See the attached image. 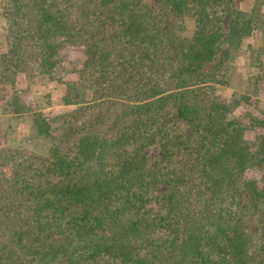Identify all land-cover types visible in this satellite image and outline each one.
I'll use <instances>...</instances> for the list:
<instances>
[{"label":"trees","instance_id":"obj_1","mask_svg":"<svg viewBox=\"0 0 264 264\" xmlns=\"http://www.w3.org/2000/svg\"><path fill=\"white\" fill-rule=\"evenodd\" d=\"M0 14L7 79L51 75L63 42L85 52L59 123L30 108L46 150L0 145V264H264V114L242 124L217 93L239 60L264 87V0H0Z\"/></svg>","mask_w":264,"mask_h":264},{"label":"rangeland","instance_id":"obj_2","mask_svg":"<svg viewBox=\"0 0 264 264\" xmlns=\"http://www.w3.org/2000/svg\"><path fill=\"white\" fill-rule=\"evenodd\" d=\"M155 2L151 3V7H155ZM0 25L2 26V16L0 14ZM3 29H5L3 27ZM259 42V33L253 31L248 38V43L256 47ZM59 60L55 64L54 70L51 75L42 73L40 79L45 78V86L42 87V92L39 95H33L30 93L31 108L36 109L46 105V109L40 110L45 115H48L53 127L59 123V118L56 119V115L61 114L64 110L70 109L73 105L63 104V96L68 93L69 82L77 79L78 73L77 67L81 64L85 52L83 45H73L67 42H63L59 50ZM246 61V58H244ZM238 68L229 69L227 71L228 83L219 85L217 87V93L228 99L232 103L231 115L239 120L242 124L248 125V121L251 116H261L264 114V87L260 86V91L252 80L248 77L250 69L247 67V63H243L242 60L238 61ZM37 67L34 66V70ZM43 82L42 80H40ZM242 95V97H241ZM244 96V97H243ZM32 115V113H31ZM52 119V120H51ZM31 137L29 139L30 149L37 153H43L46 150L48 140L42 136H38L37 133L31 130ZM261 131L259 128H247L246 138L253 140ZM15 144L14 142H10ZM149 154L154 158L158 154V148L154 147L150 149ZM259 168H249L245 172L246 177L256 178L259 175Z\"/></svg>","mask_w":264,"mask_h":264},{"label":"crops","instance_id":"obj_3","mask_svg":"<svg viewBox=\"0 0 264 264\" xmlns=\"http://www.w3.org/2000/svg\"><path fill=\"white\" fill-rule=\"evenodd\" d=\"M7 48V31L0 25V62L1 54L6 52ZM5 75L1 73L0 67V145L30 149L29 139L34 128L30 93L39 95L46 79H40V75L44 74L39 73L37 69L32 76L17 72L13 79H7ZM46 108L45 105L37 109L44 111Z\"/></svg>","mask_w":264,"mask_h":264}]
</instances>
